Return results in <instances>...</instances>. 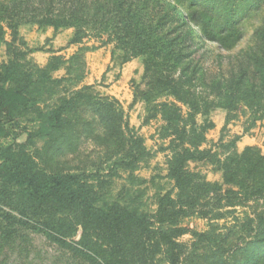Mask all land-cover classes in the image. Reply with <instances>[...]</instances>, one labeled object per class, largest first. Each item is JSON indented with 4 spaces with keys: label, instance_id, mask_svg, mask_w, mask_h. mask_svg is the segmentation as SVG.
Wrapping results in <instances>:
<instances>
[{
    "label": "trees",
    "instance_id": "obj_1",
    "mask_svg": "<svg viewBox=\"0 0 264 264\" xmlns=\"http://www.w3.org/2000/svg\"><path fill=\"white\" fill-rule=\"evenodd\" d=\"M193 24L202 28L200 18L175 0H0V43L9 56L0 66V128L24 110L36 125L32 139L45 140L47 153V159L37 153L46 165L42 169L27 153L32 139L0 147V206L17 215L4 213L13 228L19 224L43 234L82 264H264V153L257 147L239 152V137L226 144L220 140L222 153L203 149L215 128L209 118L218 110L226 111L227 125L242 112L250 125L245 132L264 120V26L239 70L208 80L205 61L198 59L208 40L203 33L196 37ZM24 25L73 29L71 45L107 35L104 45L115 44L121 66L143 58L151 87L143 95L146 102L170 97L155 111L164 122L161 139L169 143L174 190L157 195L153 216L142 210L146 191L139 186L145 181L135 177L151 158L144 139L130 128L117 100L84 85L82 52L69 59L55 54L45 66L30 60L20 34ZM62 70L64 76L55 78ZM98 122L115 148L107 177L121 170L138 186L121 199L110 196L112 182L104 180L102 170H72L64 161L78 155L83 140L98 137L93 133ZM193 164L212 166L222 183L208 182ZM249 205L253 216L237 220L226 233L218 226L206 233L181 227L196 215L218 223ZM14 232L2 233V242L11 243ZM190 233L195 242L187 247L180 239Z\"/></svg>",
    "mask_w": 264,
    "mask_h": 264
},
{
    "label": "rangeland",
    "instance_id": "obj_2",
    "mask_svg": "<svg viewBox=\"0 0 264 264\" xmlns=\"http://www.w3.org/2000/svg\"><path fill=\"white\" fill-rule=\"evenodd\" d=\"M176 5L186 11L190 16L200 18L202 28L192 25L197 38L203 33L207 37L205 48L198 53V59L205 61V71L208 80L219 76L220 73L230 74L237 71L240 64L244 65L243 58L246 48L255 44V38L264 26V0H175ZM20 34L24 38L27 49L30 51L29 59L39 66H45L53 55H63L69 59L77 52H82L87 64V78L84 85L92 86L95 91L105 98L118 101V108L124 113L125 120L130 128L134 129L145 142L150 153V160L135 173V177L145 181L139 186L146 191V195L139 202L145 213L153 216L157 210L156 197L160 193L174 190V183L168 178V158L170 157L169 143L161 139L164 122L155 111L158 103L170 100L167 96H157L150 103L143 98L145 93H151L148 81L144 79L145 64L143 58H135L131 62L121 66L119 52L114 56L115 44L109 42L108 36L104 39L87 38L82 44L71 45L74 36L73 29L55 31L54 28H39L38 26L24 25L20 28ZM213 37L218 42H213ZM195 38V41L199 39ZM11 40V32L7 31L6 41ZM9 56L5 43H0V66L7 63ZM65 74L62 70L54 74L55 78H61ZM198 93L207 95V91L197 88ZM225 113L224 110H219ZM242 113V112H241ZM235 117L221 131L213 129L209 131L207 144L203 149H211L222 153L220 140L228 143L236 137L243 143L242 139L254 140L264 153V120L245 132L249 128L247 118L242 114ZM213 113L209 120L213 123ZM236 114H233L235 116ZM89 121L94 117L86 115ZM223 118L220 119L223 121ZM215 119V116H214ZM219 120V118H216ZM227 120V118H226ZM202 117L198 118L203 123ZM219 124V123H218ZM3 130H0V147L9 146L13 143H25L30 141L36 131V125L26 120L24 110L12 113L11 119L3 120ZM0 128V129H2ZM93 133L97 138L83 140L78 155H70L65 162L68 169H83L91 173L102 170L105 181H111L110 196L114 199L123 198L127 191L135 192L138 186H133L130 176L121 170L117 176L108 178L107 175L115 164V148L109 142L104 128L96 123ZM217 141V142H216ZM249 146H246L248 148ZM46 141L32 139L27 153L42 169L46 165L37 155L38 152L47 159ZM245 148V149H246ZM244 149V150H245ZM51 159L52 153H49ZM2 161L0 159V165ZM56 164H52L54 167ZM191 169L201 172L210 183H222V176L216 173L210 165L193 164ZM68 170V171H72ZM115 173V171H114ZM130 199V198H129ZM130 201V200H129ZM253 206L237 208L228 217L218 223L205 219L199 215L185 219L181 227L193 233L209 232L213 226H218L222 233H226L227 227L235 224L237 220L245 221L253 216ZM0 264H82L73 259L69 253L52 244L46 236L34 232L32 229L7 220L4 213H12L9 208L0 206ZM13 216H17L12 213ZM15 229L11 243L2 242V233ZM180 242L190 247L195 242L190 233L180 239Z\"/></svg>",
    "mask_w": 264,
    "mask_h": 264
},
{
    "label": "crops",
    "instance_id": "obj_3",
    "mask_svg": "<svg viewBox=\"0 0 264 264\" xmlns=\"http://www.w3.org/2000/svg\"><path fill=\"white\" fill-rule=\"evenodd\" d=\"M218 111L215 112V114L213 115L212 120H213V123L215 124V129H217V131H221L226 126V116L227 115H226V112L222 114V113H220ZM214 116H215V119H214ZM222 117H224L223 121L220 120V119H222ZM216 118H219V120H217ZM242 141H243V143H245L243 147H242V143H239L237 145V148H238L239 152H243L244 149L246 148V146H249V147L258 146V144L252 139H250V140L242 139Z\"/></svg>",
    "mask_w": 264,
    "mask_h": 264
}]
</instances>
